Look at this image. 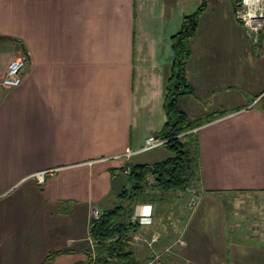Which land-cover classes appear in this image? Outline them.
Instances as JSON below:
<instances>
[{"label": "crops", "instance_id": "1", "mask_svg": "<svg viewBox=\"0 0 264 264\" xmlns=\"http://www.w3.org/2000/svg\"><path fill=\"white\" fill-rule=\"evenodd\" d=\"M201 1L0 0V264L84 259L115 174L172 155L139 150L167 121L172 36ZM190 45L179 107L191 122L224 113L193 129L200 179L136 205L138 258L264 264V38H248L235 0H207ZM17 57L22 83L7 87Z\"/></svg>", "mask_w": 264, "mask_h": 264}, {"label": "trees", "instance_id": "2", "mask_svg": "<svg viewBox=\"0 0 264 264\" xmlns=\"http://www.w3.org/2000/svg\"><path fill=\"white\" fill-rule=\"evenodd\" d=\"M235 4L238 8V0H235ZM206 7L207 0H202L194 12L183 17L181 30L172 36L174 58L164 101L167 121L157 134L166 140L165 146L172 155L154 164H130L129 186L117 197L113 207L91 219L89 236L93 246L88 244L82 249L85 258L75 264H141L142 259L138 258L132 239L138 225L132 221L136 205L153 200L157 195L153 192L155 188L160 191L186 190L200 179L199 142L193 129L224 112L191 122L180 109L179 99L194 93L187 74L192 54L190 41L197 33L200 17ZM149 173L155 176L153 185L147 184ZM61 253L64 251L50 252L46 262Z\"/></svg>", "mask_w": 264, "mask_h": 264}, {"label": "built area", "instance_id": "3", "mask_svg": "<svg viewBox=\"0 0 264 264\" xmlns=\"http://www.w3.org/2000/svg\"><path fill=\"white\" fill-rule=\"evenodd\" d=\"M238 20L244 28L248 38L254 43H258L264 38V0H238ZM26 57H17L9 63L2 83L7 87H17L22 83V72L26 66ZM166 143V140L158 136L147 138L145 145L140 152L148 151ZM135 151H127L123 156L130 158ZM130 170H126L129 174ZM39 180H43V173L37 174ZM148 185L155 184V176L149 173L146 178ZM99 216L97 209H93L92 217Z\"/></svg>", "mask_w": 264, "mask_h": 264}, {"label": "water", "instance_id": "4", "mask_svg": "<svg viewBox=\"0 0 264 264\" xmlns=\"http://www.w3.org/2000/svg\"><path fill=\"white\" fill-rule=\"evenodd\" d=\"M130 180V176L123 170L118 171L113 177L112 184L115 191V195L120 197L125 190L127 183Z\"/></svg>", "mask_w": 264, "mask_h": 264}, {"label": "rangeland", "instance_id": "5", "mask_svg": "<svg viewBox=\"0 0 264 264\" xmlns=\"http://www.w3.org/2000/svg\"><path fill=\"white\" fill-rule=\"evenodd\" d=\"M159 150H165V151H166L167 149L162 147L161 149H157L156 151H159ZM153 152H155V151L149 152V153H147L145 156H148V155L152 154ZM113 199H114V198L111 199L112 202H113ZM111 200H110V201H111ZM112 202H111V203H110V202H109V203L107 202V204L110 205V206H108L109 208L112 207V206L114 205V203H112Z\"/></svg>", "mask_w": 264, "mask_h": 264}]
</instances>
